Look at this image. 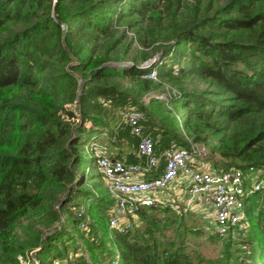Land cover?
<instances>
[{"label":"trees","instance_id":"1","mask_svg":"<svg viewBox=\"0 0 264 264\" xmlns=\"http://www.w3.org/2000/svg\"><path fill=\"white\" fill-rule=\"evenodd\" d=\"M129 107L169 142L203 144L216 169L264 165V0H0V264L12 251L37 264H264V187L237 237L157 202L132 228L107 226L94 146L132 135ZM200 232L213 256L188 241Z\"/></svg>","mask_w":264,"mask_h":264},{"label":"built area","instance_id":"2","mask_svg":"<svg viewBox=\"0 0 264 264\" xmlns=\"http://www.w3.org/2000/svg\"><path fill=\"white\" fill-rule=\"evenodd\" d=\"M144 76L153 77L154 70ZM165 94H162L163 99L169 97ZM119 115L129 132L137 136L135 154L140 160L125 162L111 158L105 153L104 145L94 146L96 167L112 197L106 216L110 229L120 231L132 228L137 220L136 209L140 205L157 202L169 204L179 211L169 196L172 185L176 183L186 189V204L196 196L207 199L214 223L211 227L204 226L206 230H214L221 237L227 233L232 237L243 233L247 225L244 210L246 199L252 192L264 187V165L244 168L231 165L216 169L203 160L206 147L186 138L187 144L169 142L160 154L163 158L162 169L157 174L145 176L159 163V156L154 151V139L143 131L145 115L134 107L119 110ZM73 211L78 218V227L85 228L87 217L84 206L78 203ZM21 257L16 255L18 261ZM63 261L68 264L65 259L56 260V263L63 264ZM115 262L114 258L110 264Z\"/></svg>","mask_w":264,"mask_h":264},{"label":"rangeland","instance_id":"3","mask_svg":"<svg viewBox=\"0 0 264 264\" xmlns=\"http://www.w3.org/2000/svg\"><path fill=\"white\" fill-rule=\"evenodd\" d=\"M160 97H162V94L160 95ZM171 141H175V140H171ZM98 143H99V141L97 140L96 144H98ZM203 160L205 162L209 163V165L212 166L211 161H208L206 158H203ZM93 163H94V161L91 160V158L87 155V159L81 163L82 166L80 167V169H82V167L85 164L90 166L91 168H93ZM151 171H152L151 174H156L159 170L155 168V169H153ZM175 187L178 188V189L181 188V189H183L181 191L185 192L184 191L185 188L183 186L179 185V184H176V183H174L172 185L171 190L173 188H175ZM185 197H187V196H185ZM182 198H180V199H182ZM77 202L78 203L81 202V204L85 203V205H86V203H88L86 201H82L80 198L77 200ZM180 202H181V200L179 202H178V200L173 201V203L175 204V208H177V209H179V210H181L183 212L182 214H183V218H184L185 222H187L189 224L193 223L196 226H202V228L206 232H209V230H206L204 228V226L211 227L213 225V223H214L213 216H212V213H211V210H210L209 206L206 207L203 201H198V200H195V201L191 200L188 206H186L185 200H182V203H180ZM253 203H254V198L248 197L246 199V204L247 205H250V204H253ZM168 206L171 207V205H168ZM70 207H71V205H70ZM62 213L64 214V216H66V209L65 208L62 210ZM247 224H248V222H247ZM66 227L67 226L65 225L64 226L65 231L68 230V228H66ZM68 235L70 237L69 233H68ZM68 235L65 234V235L61 236V240H65L66 238H68ZM208 235L209 234H207L205 232H200V233H197L196 235H194L192 233H188L187 234V239H188V241L191 244H196L198 246L199 250H201L203 253L213 256L216 253V251L218 250V246L213 241H211V238L210 239L208 238ZM108 248H109V250L111 251V253L113 255L114 254V248L112 247L111 242L108 243ZM82 250L83 249L81 248V245H80L79 251H82ZM12 252L10 253L11 254L10 255V261H13V264H37V261L36 262H34V261L32 262V260L34 259L33 258L34 256H32L30 259L25 257V256H23V258L21 257L22 259H20L19 263L15 262L13 260ZM69 257L70 258L73 257L72 252L70 250H69ZM56 260L57 259H54V261H52V263L53 264H57ZM69 261L71 262L70 259H69ZM63 264H65L64 261H63Z\"/></svg>","mask_w":264,"mask_h":264},{"label":"crops","instance_id":"4","mask_svg":"<svg viewBox=\"0 0 264 264\" xmlns=\"http://www.w3.org/2000/svg\"><path fill=\"white\" fill-rule=\"evenodd\" d=\"M143 131L146 133H149L153 137V139H154V151L157 154H161L163 147L169 142L170 139H167L165 136H163L161 133V130L154 123L144 122ZM108 138H110V140H111L110 136H107L105 133H102V135H99L97 137V140L99 141V144H102L105 146V153L108 154L111 158H118V159L123 160L125 162H135V161L140 160L135 154V144H136L137 136L127 135L125 133H122L121 137L117 138L116 139L117 141L115 140L113 142L109 141ZM160 163H161L160 168L162 169V167H163L162 157H160ZM158 170H160V169L158 168ZM147 175L148 174H145V176H147ZM181 190H183V189H181V188L178 189L176 187L173 188L172 190H170L169 196L173 199V201L178 200V202H179L181 200L180 203H182V200H185V202H186L187 197H185V196H187V192L185 189H184L185 192H183ZM180 198H182V199H180ZM195 198H193L192 201L193 200L194 201L195 200L203 201L205 206L206 207L208 206L207 199L205 197L196 196ZM189 203L190 202H188V204H186V206H188Z\"/></svg>","mask_w":264,"mask_h":264},{"label":"water","instance_id":"5","mask_svg":"<svg viewBox=\"0 0 264 264\" xmlns=\"http://www.w3.org/2000/svg\"><path fill=\"white\" fill-rule=\"evenodd\" d=\"M151 61V59H149L148 61L145 62V65L148 64Z\"/></svg>","mask_w":264,"mask_h":264}]
</instances>
